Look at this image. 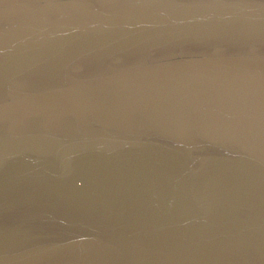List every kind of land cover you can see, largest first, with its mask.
<instances>
[{
	"label": "water",
	"instance_id": "obj_1",
	"mask_svg": "<svg viewBox=\"0 0 264 264\" xmlns=\"http://www.w3.org/2000/svg\"><path fill=\"white\" fill-rule=\"evenodd\" d=\"M0 264H264V0H0Z\"/></svg>",
	"mask_w": 264,
	"mask_h": 264
}]
</instances>
